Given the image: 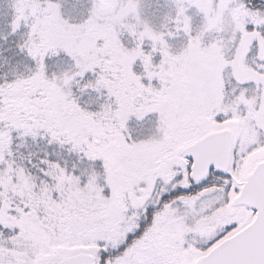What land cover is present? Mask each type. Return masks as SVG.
Listing matches in <instances>:
<instances>
[{
    "label": "snow or ice",
    "instance_id": "1",
    "mask_svg": "<svg viewBox=\"0 0 264 264\" xmlns=\"http://www.w3.org/2000/svg\"><path fill=\"white\" fill-rule=\"evenodd\" d=\"M0 264H264V0H0Z\"/></svg>",
    "mask_w": 264,
    "mask_h": 264
}]
</instances>
